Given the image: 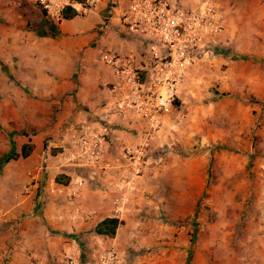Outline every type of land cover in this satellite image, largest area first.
<instances>
[{"label":"rangeland","instance_id":"rangeland-1","mask_svg":"<svg viewBox=\"0 0 264 264\" xmlns=\"http://www.w3.org/2000/svg\"><path fill=\"white\" fill-rule=\"evenodd\" d=\"M215 2L224 29L150 140L121 233L141 264H264V0ZM85 235L66 233L61 264L89 261Z\"/></svg>","mask_w":264,"mask_h":264},{"label":"crops","instance_id":"crops-1","mask_svg":"<svg viewBox=\"0 0 264 264\" xmlns=\"http://www.w3.org/2000/svg\"><path fill=\"white\" fill-rule=\"evenodd\" d=\"M107 17L106 4L101 3L85 15L65 17L56 25L47 21L31 0H0V207L16 222L15 230L0 222V264H61L64 236L72 230L86 232L90 258L80 264H92L105 244L115 246L117 264H141L142 259L125 254L130 235L124 241L121 233L134 224L141 209L134 203L144 175L129 194V203L118 217L122 223L111 237L92 230L102 219L114 216L116 170L81 190V206L95 211L87 220L71 221L66 193L53 190L75 172L61 169L56 156L68 141L67 131L86 120L100 128L101 119L111 109L113 99L103 84L112 81L113 75L101 61L102 53L137 54L141 49L137 37L121 30L118 12L109 20ZM108 119L106 128L117 149L138 141L127 119L115 115ZM47 142L52 146L46 174L40 187L36 184L26 193L27 173L37 171ZM24 144L31 149L23 157L19 153ZM12 154L19 155L11 158ZM138 227L143 225L139 222Z\"/></svg>","mask_w":264,"mask_h":264},{"label":"built area","instance_id":"built-area-1","mask_svg":"<svg viewBox=\"0 0 264 264\" xmlns=\"http://www.w3.org/2000/svg\"><path fill=\"white\" fill-rule=\"evenodd\" d=\"M47 21L58 24L68 8L75 15H85L101 3H105L109 20L118 12L119 26L123 33L137 37L140 51L119 53L106 50L101 61L110 68L113 80L104 82L106 93L113 99L110 110L103 116L100 128L90 121H81L68 131V141L59 147V167L75 172L63 184L53 190L65 192V201L71 221L90 219L95 211L83 209L81 190L89 181L99 180L116 170L118 178L113 185L118 188L112 202V213L119 217L124 212L128 196L135 189L146 164L150 140L158 131L164 117L169 115L177 90L189 67L211 56L217 39L224 29L222 11L215 0H31ZM106 21L105 25H108ZM115 115L128 120L138 136L134 144L117 149L108 131V117ZM106 125V126H105ZM51 143L47 142L36 172H28L24 190L31 191L46 174L51 157ZM89 171V173L85 172ZM93 177V178H92ZM43 202L40 201V203ZM39 203L38 206H42ZM8 211L0 207V222L14 223L8 219ZM118 254L114 245L105 244L92 264H117ZM67 257L65 264H73Z\"/></svg>","mask_w":264,"mask_h":264},{"label":"trees","instance_id":"trees-1","mask_svg":"<svg viewBox=\"0 0 264 264\" xmlns=\"http://www.w3.org/2000/svg\"><path fill=\"white\" fill-rule=\"evenodd\" d=\"M75 15L74 11L71 9H66L64 11V18L70 17ZM31 149V146L29 144H24L22 146L21 152L19 153L21 156H26L28 154V151ZM19 154H12L11 158H17ZM122 223V220H120L118 217H106L99 221L94 227L93 232L100 235H106V236H114L117 230V227Z\"/></svg>","mask_w":264,"mask_h":264}]
</instances>
